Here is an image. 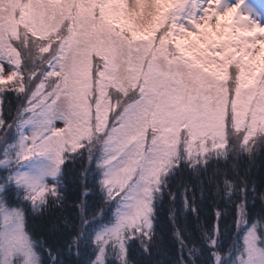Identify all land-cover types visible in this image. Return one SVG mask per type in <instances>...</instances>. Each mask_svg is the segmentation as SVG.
Here are the masks:
<instances>
[{"label":"snow or ice","instance_id":"obj_1","mask_svg":"<svg viewBox=\"0 0 264 264\" xmlns=\"http://www.w3.org/2000/svg\"><path fill=\"white\" fill-rule=\"evenodd\" d=\"M80 7L0 0V264H264V172L211 166L232 136L246 155L264 138V71L247 115L232 106L238 64L264 63V0H171L151 50ZM170 31L202 41L199 62L228 59L230 78L171 45L158 53ZM100 73L122 87L106 118Z\"/></svg>","mask_w":264,"mask_h":264},{"label":"trees","instance_id":"obj_2","mask_svg":"<svg viewBox=\"0 0 264 264\" xmlns=\"http://www.w3.org/2000/svg\"><path fill=\"white\" fill-rule=\"evenodd\" d=\"M79 2V0H78ZM114 2L112 0H97L94 3V8L99 7L101 17L103 20L108 22L113 28L117 29L121 34L126 35L127 38L132 39L133 36H131V28L129 27V24L126 21H121V19L118 16H115L116 11L114 10ZM163 26V22L161 23V26L155 30L153 34L155 35H150L146 36L147 39L145 42L150 43V47L152 48L153 44L155 43V38L157 32L160 30V28ZM171 32V31H170ZM170 32L164 36L160 41L159 45L157 47V52L159 51L160 53L164 54L167 52L169 45L174 47L177 52H179L181 55L188 54L192 56L197 62L200 70L202 72L207 73L210 76H213L214 78H223L225 77L226 79L230 78L229 74V66H230V61L228 59H224L218 63H209V62H199V43L202 41H197V40H187L184 43H181L180 40H177L176 37L172 34L170 37ZM37 34V33H34ZM43 36V34H40ZM175 38V39H173ZM144 41V40H143ZM39 43V41H38ZM176 46H180V48H176ZM150 48V50H151ZM97 54L99 55H104V58L107 59L106 54L98 52ZM31 65V61H29ZM239 71L235 75V89H236V95L238 90H242L243 88L245 89L244 86L248 85H253L251 83H254V87L256 88V83H255V77L256 73L259 71H262L259 68H256L253 65H245L244 62H240L238 64ZM29 81L28 76L25 75L24 82L27 83L29 86H32L35 81L27 82ZM91 83L93 84V79H92V68H91ZM115 89V92L113 94H119L122 91V88L114 81L109 75L105 73H100L99 74V79L96 81V91L98 96L101 97L103 95L102 93L108 94L109 89ZM93 89V87H92ZM235 100V99H234ZM234 100H233V109H235L234 106ZM254 103V100H250L247 109L244 112V115H247L248 108L252 106ZM103 108V112L106 111L108 108V105L101 104ZM225 107H227V97L225 100ZM264 115V112L261 113ZM243 115V116H244ZM241 141L239 136H232L231 137V147L229 150V153L226 158H220L216 159L215 157L212 158L211 160V166L212 167H219L220 169L224 168H231L233 164H235L241 173L246 168H250L253 173L256 172V170L259 168L261 172H264V138H260L257 140V142L254 145H250L252 151L250 155L242 154L241 153V147H240ZM80 165L77 163V168H79ZM92 175L95 176L97 179H99V172L93 168ZM95 192L97 195L98 199H102V193L100 192V186L97 183L95 185ZM177 194V204L180 202V191L179 189L176 190ZM168 197L167 195L164 196L163 202L161 205L157 207V218H158V224L159 225H166L167 222V215H168ZM211 209H208V215L206 216V219L211 220ZM207 227V225H205Z\"/></svg>","mask_w":264,"mask_h":264},{"label":"rangeland","instance_id":"obj_3","mask_svg":"<svg viewBox=\"0 0 264 264\" xmlns=\"http://www.w3.org/2000/svg\"><path fill=\"white\" fill-rule=\"evenodd\" d=\"M95 1L97 0H79V3L81 5L80 11L85 12V13L92 11L94 8L93 5ZM56 2L60 3L61 0H56ZM112 2H114V4L111 3V5L112 4L114 5V10L116 11L115 16H118L121 19V21H126L129 24V27L131 28L130 29L132 32L131 36H133V38L132 39L128 38L129 43L135 44V45L146 46V48L150 50L151 48L150 43L145 42V40L147 39L146 36L155 35L153 33L155 32L157 28H159V26H161V23L163 22L162 10L167 4L171 2V0H135L137 7L134 10H129L128 0H112ZM233 2H235V0H233ZM253 2L254 0H247L248 4H252ZM255 2L259 5L260 0H255ZM256 18L259 20L260 23L264 24V17L257 16ZM102 21L103 23L111 26L105 20L102 19ZM172 34L173 33L170 32V37L172 36ZM176 39L180 40L181 43H184L185 41L189 40L187 36L182 39H178L176 37ZM176 48H180V46H176ZM158 53L160 52L158 51ZM160 54L163 55L162 53ZM36 63L39 64V61H36ZM27 67L29 70H31L33 68L32 63L31 65L30 63H28ZM255 67L264 71V63H261L260 65L255 66ZM130 71L138 72L139 69L138 67L134 66L130 69ZM78 77H79L80 87L85 92H91L93 84L91 83V63L90 61L80 67L78 71ZM210 77L214 78L213 76H210ZM214 79L217 81H227L228 80L225 77L214 78ZM251 84L254 85V83H251ZM24 85L26 88L31 87L27 83H24ZM253 85L244 86L245 89L243 88L242 90H238L237 92L236 98L234 100L235 102L234 106H235V109L238 108L241 110L239 112V115L241 116L244 115V112L247 109V106L250 100L253 99V96L250 95L251 93H254V90H255V87H254L255 85L254 86ZM102 94L103 95H101V97L100 96L98 97H99V102L101 104L108 105V108L106 109V111L102 112V115L106 118L108 111L110 110L109 104L111 102L104 99L108 94L106 93L105 94L102 93ZM226 97H227V89L224 90V105H225ZM119 98H120L119 94H113V101H117L119 100ZM114 107H115V104L111 103V108L114 109ZM263 112L264 111H262L261 113ZM9 119H11V117H9Z\"/></svg>","mask_w":264,"mask_h":264}]
</instances>
